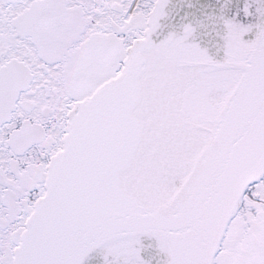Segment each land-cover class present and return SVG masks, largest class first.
Masks as SVG:
<instances>
[{"label": "snow or ice", "instance_id": "1", "mask_svg": "<svg viewBox=\"0 0 264 264\" xmlns=\"http://www.w3.org/2000/svg\"><path fill=\"white\" fill-rule=\"evenodd\" d=\"M0 264H264V0H0Z\"/></svg>", "mask_w": 264, "mask_h": 264}]
</instances>
